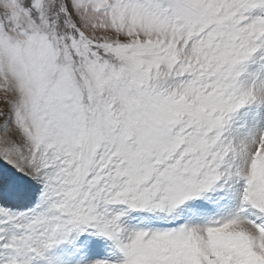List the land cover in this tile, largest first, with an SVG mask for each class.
<instances>
[{
	"label": "snow or ice",
	"instance_id": "snow-or-ice-1",
	"mask_svg": "<svg viewBox=\"0 0 264 264\" xmlns=\"http://www.w3.org/2000/svg\"><path fill=\"white\" fill-rule=\"evenodd\" d=\"M0 264H264V0H0Z\"/></svg>",
	"mask_w": 264,
	"mask_h": 264
}]
</instances>
